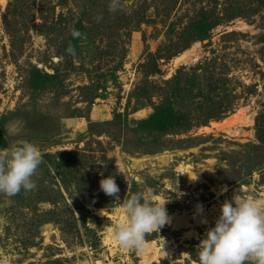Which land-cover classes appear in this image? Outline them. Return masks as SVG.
Instances as JSON below:
<instances>
[{"label":"rangeland","instance_id":"obj_1","mask_svg":"<svg viewBox=\"0 0 264 264\" xmlns=\"http://www.w3.org/2000/svg\"><path fill=\"white\" fill-rule=\"evenodd\" d=\"M197 7L220 24L181 50ZM80 18L79 38L58 26ZM178 70V121L138 126ZM0 137V264H148L143 245L165 251L149 264H237L244 237L264 264V0L0 1Z\"/></svg>","mask_w":264,"mask_h":264},{"label":"trees","instance_id":"obj_2","mask_svg":"<svg viewBox=\"0 0 264 264\" xmlns=\"http://www.w3.org/2000/svg\"><path fill=\"white\" fill-rule=\"evenodd\" d=\"M35 1V0H34ZM200 0H198L199 2ZM33 4H31V6H33ZM214 10H208L207 8H203V7H197L193 9V14L191 17H188V22L186 24V26L184 27L185 29L182 30L181 35H182V42L183 44L180 46L179 49L183 50L186 49L190 46L191 43L193 42H201L205 39L208 38L209 33L220 24V20L219 18H216L214 15ZM232 17V16H231ZM231 17H229L228 19H231ZM40 26L44 27V28H56L57 23L53 22V21H49V19L45 18V16L40 15ZM67 21L70 23L68 24ZM114 21H117L116 19H112V20H108L106 19V17H102L101 20L99 21V18L97 20L96 23H98L97 28H111V23H113ZM6 22L5 21V30L6 32H8L9 36H10V41L12 42V38L13 35H11V32L8 30V28L6 27ZM69 25V26H68ZM59 28H63L62 30H64V28H70V30L68 31L69 34L76 38H79V36L82 34L85 26L83 24V19L80 18L78 21H75L74 23H72L71 20H65L61 23H59ZM111 32V31H110ZM13 47V45H12ZM28 72L29 75L27 76L29 79H27V77L25 78V80L28 83H31V81L35 80H46V79H52L54 78V75H49L45 72H42L39 68H37L34 65H30L28 66ZM194 74H191L190 76H193ZM182 76H189L187 73L182 72L181 70H178L176 72V74L170 78L169 80L165 81V88L163 89L162 92L160 94H157L159 96V98L161 99V102L158 106H156L154 108V113L153 115L144 121H140L138 123V126L141 127H147V128H151V130L153 129H158V130H168L169 127H172L173 124H175L178 121V115L180 113H178L177 111H175L174 109H172V104L177 101V99L179 98V94L181 91V88L178 87L179 83H181V77ZM32 78V80H31ZM211 78V77H210ZM208 78V79H210ZM194 80V79H192ZM170 86V87H169ZM225 110V109H224ZM228 111V110H225ZM216 114V113H215ZM215 116H209V118H213ZM256 127H260L258 124V119H256ZM258 139L261 141V137H259L258 135ZM6 145L5 139L0 137V148L3 149ZM75 152H64V153H60L59 155H63L66 158V163H65V169L69 170L70 168H72V166L74 165V162H76L75 160L73 161L72 156H74ZM45 158H49L47 155L44 156ZM72 172H69V174H71ZM207 230L213 229V228H218V226L216 227L214 224H211L209 226L206 227ZM211 231H207L206 234H202L201 238L204 241H209L210 238L208 237L210 235ZM245 238V237H244ZM244 238L238 239V245L240 246V249L238 250V254H237V264H244V262H246V260L244 259L243 253L245 251V247H244V243L243 240ZM196 244V242H195ZM214 245V244H213ZM218 245V244H216ZM200 250H207L203 248H200ZM208 253L212 254L214 256V258L216 259V263H220L219 259V253L215 252V250H210L208 248L207 250ZM192 259L194 261H196L198 264H213L214 262L210 261L209 257L207 254L202 255V256H195V255H191ZM242 261H241V260ZM247 263V262H246ZM156 264V263H153ZM159 264H170V262L168 260H163L161 261ZM248 264V263H247Z\"/></svg>","mask_w":264,"mask_h":264},{"label":"bare ground","instance_id":"obj_3","mask_svg":"<svg viewBox=\"0 0 264 264\" xmlns=\"http://www.w3.org/2000/svg\"><path fill=\"white\" fill-rule=\"evenodd\" d=\"M0 1H3V0H0ZM197 57H198V54H197V52L194 49L186 50L185 52L181 53L178 57H175V59L173 60V67H176V66L181 65V64H189V63L193 62L194 60H196ZM227 123H228V121H224L223 123H221L220 127H224ZM216 124H218V123H216ZM182 219H183V217H177V221L175 223L178 224V223L184 222L185 220H182ZM168 220H170V219H168ZM161 223L162 222H160V221L147 223L146 224L147 226H144V227H146V228L147 227H149V228H159L161 226ZM146 247H148V246L147 245H143L142 249H145L144 252H143V254H144V262L148 263V264L150 262L158 260L159 257L162 256V254H164V252H165L164 250L161 253H157V252L153 251L148 256L147 255L148 252L146 251ZM163 249H165V248H163Z\"/></svg>","mask_w":264,"mask_h":264}]
</instances>
